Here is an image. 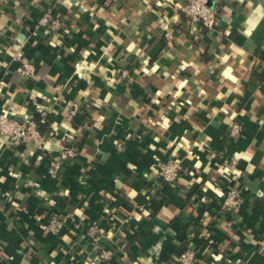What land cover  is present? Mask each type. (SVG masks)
I'll use <instances>...</instances> for the list:
<instances>
[{"label": "crops", "instance_id": "obj_1", "mask_svg": "<svg viewBox=\"0 0 264 264\" xmlns=\"http://www.w3.org/2000/svg\"><path fill=\"white\" fill-rule=\"evenodd\" d=\"M189 1L0 0V116L40 104L51 119L29 144L0 134V264H178L188 249L195 264H264V0H210L202 33ZM50 8L62 34L37 24ZM68 144L78 155L55 180ZM232 180L242 201L225 214ZM55 213L63 228L46 233Z\"/></svg>", "mask_w": 264, "mask_h": 264}, {"label": "built area", "instance_id": "obj_2", "mask_svg": "<svg viewBox=\"0 0 264 264\" xmlns=\"http://www.w3.org/2000/svg\"><path fill=\"white\" fill-rule=\"evenodd\" d=\"M60 3L61 0H58ZM182 11L185 14L187 23L191 26L195 33L211 32L214 31L217 24V11L210 5V0H190L183 7ZM38 26H44L49 33L62 34L63 24L61 16L56 14L54 9H48L37 21ZM165 37L172 39L174 36L173 31L165 28ZM18 60L21 63V71L26 76H33L34 68L29 59L18 55ZM126 77L127 73L123 72ZM65 110L70 116H75L78 113L79 105L74 102H67ZM41 112L48 116L44 106L36 104L33 113L26 115L22 119L10 117L6 115L0 116V134L5 136L8 142L25 143L29 144L41 139L42 135L38 130L37 124L34 120V114ZM242 132L241 123L236 119L229 126V135L231 138H237ZM78 155V149L73 144H68L61 149L57 156L50 158L48 163V176L60 180L62 176V166L66 162H72ZM182 164L176 160H169L166 163L160 164L158 171L163 180L169 184L175 183L182 171ZM242 186L237 182L230 181L227 190L226 198L220 206V212L231 213L239 209L242 201ZM150 200V199H149ZM152 200V198H151ZM150 200V201H151ZM42 228L46 233L59 234L63 228L62 221L58 214H51L48 219L42 224ZM98 229L95 226L89 231V235L93 240H98ZM197 261V252L194 249H188L177 258L178 264H195Z\"/></svg>", "mask_w": 264, "mask_h": 264}, {"label": "trees", "instance_id": "obj_3", "mask_svg": "<svg viewBox=\"0 0 264 264\" xmlns=\"http://www.w3.org/2000/svg\"><path fill=\"white\" fill-rule=\"evenodd\" d=\"M34 120L37 124L38 130L40 133L46 134L50 128H51V119L49 116H46L45 114L41 112H36L34 114Z\"/></svg>", "mask_w": 264, "mask_h": 264}]
</instances>
